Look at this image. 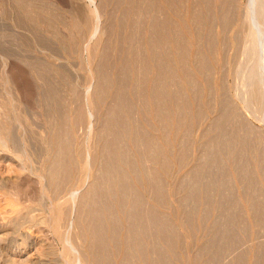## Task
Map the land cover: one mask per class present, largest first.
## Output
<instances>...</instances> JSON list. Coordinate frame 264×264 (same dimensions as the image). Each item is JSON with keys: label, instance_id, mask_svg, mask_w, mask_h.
Listing matches in <instances>:
<instances>
[{"label": "rangeland", "instance_id": "1", "mask_svg": "<svg viewBox=\"0 0 264 264\" xmlns=\"http://www.w3.org/2000/svg\"><path fill=\"white\" fill-rule=\"evenodd\" d=\"M139 3L0 0V264H264V0H210L202 25L193 13L203 0H149L134 38ZM156 18L186 48L170 34L159 49L175 75L165 80L176 95L161 104L165 118L154 96ZM117 104L125 120L108 131ZM59 139L72 171L57 189L49 173ZM103 199L104 249L94 242ZM25 237L39 238L42 255L13 262Z\"/></svg>", "mask_w": 264, "mask_h": 264}, {"label": "bare ground", "instance_id": "2", "mask_svg": "<svg viewBox=\"0 0 264 264\" xmlns=\"http://www.w3.org/2000/svg\"><path fill=\"white\" fill-rule=\"evenodd\" d=\"M181 1L182 0H166V2L168 3V5L170 7H172L174 4H179ZM209 1L210 0H203V3L206 4ZM148 2H149V0H140L139 7L136 10V12L138 14V19L136 20V22L134 24V31H133V37L134 38H137L139 36L140 32H141V29H142V17H143V15L146 12H148V9H149V6L147 4ZM206 5H205L204 9L195 11L193 13V20H195V22L198 23L199 25L200 24L202 25L204 19H206L207 15L209 14L207 8H210V7H208L209 4L207 5V7H206ZM259 8H260V6H259ZM256 15H257V13H256ZM170 34L176 36L177 41H178L179 46H180V49L184 50V52H185V49H186L185 46H184L185 44L181 43L182 41L180 40V38H181L180 30L176 26H174L173 23L170 22L168 19L156 18L155 21H154V24H153V28H152L151 45H152V48L154 49V52H155L154 53L155 59L158 61V64H159L160 73H159V75L157 76V78L154 81V84H155L154 96L157 99V101L160 103V109L159 110L161 112V116L164 117V118H165V113H164L163 109L161 108V104L164 103L165 101H168L171 98H176L175 94H170L165 88V80L169 79L172 82H175V78H174L175 75H174L173 71L168 67L166 61L161 57V55L159 53L160 47L162 45H165L166 39H167L168 35H170ZM181 50H180V52H181ZM180 54H181V59L183 60L182 57H184L185 54L183 53V51ZM202 61H204V59H202ZM204 62L202 63L203 64L202 67H206V63H204ZM19 65L20 64L15 62V61L10 63V65H9V67L13 71L12 73H14L15 75H16L17 71L20 70V66ZM126 70H127V66L122 71L121 76H123V77L120 78L122 80L121 81L118 80V81H120V83L118 84V90H117V93H116V98H117V102L118 103L122 102L125 99V88H124L123 80L126 78ZM139 86H140V89L143 90V87H144L143 82H140ZM20 89L22 90V88H20ZM23 94H24V91L21 92L22 96H23ZM124 109L125 108L123 107V109H122V107L119 106V104L115 105L111 109V111L109 112V120H108L109 122H108V125H107L108 126V128H107L108 131L113 130L114 129L113 127H114L115 124L121 123V122H123L125 120L124 119V115H123V110ZM139 139L143 143L149 144L150 147H153L152 142H154V141L151 138L143 135L142 133L141 134L139 133ZM58 144L61 146L60 154L56 157V160H54L55 161V163H54L55 166L52 167L53 170L50 171V173H49V174H51V179H52L53 183L56 185L57 189H59V186H61V184L64 181H67L66 179L71 176V171H72V166H71V164L68 161V157H66L67 155L65 154L66 151L68 150L67 144L62 139L58 140ZM4 145L7 146L5 142H4ZM104 149H105V153L107 154V156H109L111 158L116 157L118 155V153H119V148L117 147L115 142L114 141H109V139L104 141ZM152 153L154 154V152H152ZM153 154H152V156H153ZM155 157H157V156H155ZM4 160L5 161H14L13 158L8 156V155L5 156ZM215 161L218 162V159L215 158ZM155 173L156 172H153V174H155ZM121 176H122V180L126 179V174L123 171L121 172ZM152 176H154V175H152ZM154 177H152L153 181H154ZM7 180L11 181V182L14 181V179H12V176H8ZM57 189H54L55 192L57 191ZM92 192H93V194H94V192L96 193V186L94 187L93 191H91L89 193H92ZM56 193H55V195H56ZM103 193L104 194L100 197L101 199L105 195V192H103ZM156 194H158V197L159 196L162 197L163 192H162L160 187L156 188ZM44 195H45V193H44ZM4 197H5V194H2L1 195V201L2 202L4 201ZM103 201L104 202H101L102 204L100 206V210L96 211V221H95V224H94L95 225L94 226V242L99 247L104 249V247L106 246V239L104 238V234H105L104 233V226H103V222H102V218H101V214L100 213L102 211L108 210V209H109L108 211H111V209H110V205L108 203H106L104 199H103ZM51 202H53V201H51ZM133 202H134V206L137 209L143 207L142 199L137 193H133ZM108 206H109V208H108ZM16 207H13L14 208L13 212L18 210V206H16ZM6 212L7 211L4 210V208H2V204H0V221L2 219L8 218V215L6 214ZM154 213H151V216L153 218H156L159 221L160 227H162L164 231L171 232V230H170L171 226L169 224V221L166 220L165 218H160L159 215L157 216L156 213L155 214ZM64 217H65V212H64L63 209H61L56 222L58 223L59 220L65 219ZM7 234H8V232H7ZM4 235H5V233H4ZM5 236H7V235H5ZM0 238H3L2 235H0ZM40 246L41 245H40L39 238H30L29 237V238L24 239L23 242L21 244H19L16 247L15 250H12V255H13L12 261L15 262V261L19 260V262L28 263V262H32L35 259H38L39 256L42 255L41 253H42V250H43V248L40 247ZM70 246H71V244H70ZM75 251H77V250H75ZM77 252H79V251H77ZM77 254L79 255L80 253H77ZM77 254H76V258H78L77 261H82L81 260L82 257L80 256L81 254L79 255L80 257L77 256ZM34 255H36V256H34ZM95 258L97 259L98 262H102L105 259V257H102L99 254ZM35 264H36V262H35Z\"/></svg>", "mask_w": 264, "mask_h": 264}]
</instances>
